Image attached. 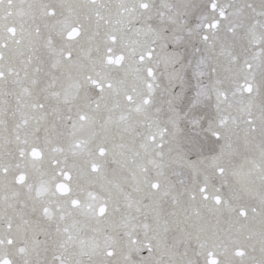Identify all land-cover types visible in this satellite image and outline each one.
Here are the masks:
<instances>
[{"label": "snow or ice", "instance_id": "1", "mask_svg": "<svg viewBox=\"0 0 264 264\" xmlns=\"http://www.w3.org/2000/svg\"><path fill=\"white\" fill-rule=\"evenodd\" d=\"M0 264H264V0H0Z\"/></svg>", "mask_w": 264, "mask_h": 264}]
</instances>
